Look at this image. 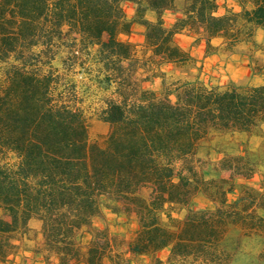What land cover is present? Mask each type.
<instances>
[{"label": "trees", "instance_id": "trees-1", "mask_svg": "<svg viewBox=\"0 0 264 264\" xmlns=\"http://www.w3.org/2000/svg\"><path fill=\"white\" fill-rule=\"evenodd\" d=\"M259 28L264 0H0V264H264V83L205 80L177 41L251 67Z\"/></svg>", "mask_w": 264, "mask_h": 264}, {"label": "rangeland", "instance_id": "rangeland-1", "mask_svg": "<svg viewBox=\"0 0 264 264\" xmlns=\"http://www.w3.org/2000/svg\"><path fill=\"white\" fill-rule=\"evenodd\" d=\"M128 11L131 12L132 8L128 6ZM262 35V36H261ZM257 36L261 39L260 40V47L262 51H256L254 53L252 66L249 65V58L246 54H232V55H225V54H215L216 58L214 60H206L205 55L203 58L201 57V53L203 50L204 54V47L202 45H197L193 42V37L183 33L177 35V41L180 45L190 51L197 59H198V67L200 69L201 77L205 80H211L213 83L218 84H226L231 80H248L252 84H262L264 83V32L260 34L257 33ZM256 37V36H255ZM121 39L130 40L132 41L137 50V55L141 57L145 53V43H144V36H143V27L136 25L133 29V32L130 36L121 35ZM215 44H220L221 39L217 38L214 40ZM238 55L245 56L247 62H242L239 60ZM207 56V57H212ZM259 72L256 74L249 73L252 72V69H256L260 67ZM78 84V91L80 95L87 100L91 108L98 109L102 106V101L105 95H110V92H103L102 90L98 89L94 82H90V80L82 75L77 76L76 78ZM154 88L160 87L159 79L154 80L152 83L148 84ZM109 131V126L98 121L96 118L92 119V127H91V137L92 139H103ZM219 156L215 155V158L218 159ZM230 172L228 170L224 171V176H229ZM262 173H256L253 176H238L236 177L239 183L245 182L253 186H258L261 180ZM235 196H232V198ZM207 206L206 200L201 197H198L195 201V207L200 208ZM107 221L111 224V229L114 233L123 236L125 239H132L134 237V233L136 230V223L133 219L126 221L124 217L120 218L118 224H114V215L111 211H108L106 214ZM29 253H22L20 252L17 256L18 260L24 259L27 263L30 264H42V261L37 258L36 261H32ZM159 256L161 258L160 264H171L168 260L169 257V249H165L159 252ZM148 258L142 257L139 259H134V261L130 260L128 264H138L139 262L146 261ZM240 264V262H239Z\"/></svg>", "mask_w": 264, "mask_h": 264}, {"label": "crops", "instance_id": "crops-1", "mask_svg": "<svg viewBox=\"0 0 264 264\" xmlns=\"http://www.w3.org/2000/svg\"><path fill=\"white\" fill-rule=\"evenodd\" d=\"M141 27V26H140ZM261 32H264V29L262 28H259L257 31H256V40L260 42V38L257 36V33L260 34ZM262 36V35H261ZM203 50H202V53H201V57L203 58ZM216 57L215 56H212V57H205L206 60H214ZM234 58H239V60H242V62H247L246 59H243L245 58V56H242V55H238V57H234ZM249 73L251 74L252 72L249 71Z\"/></svg>", "mask_w": 264, "mask_h": 264}]
</instances>
